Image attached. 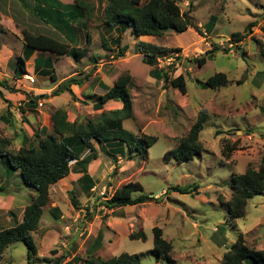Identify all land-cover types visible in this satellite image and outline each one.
Instances as JSON below:
<instances>
[{
  "label": "rangeland",
  "instance_id": "374dc122",
  "mask_svg": "<svg viewBox=\"0 0 264 264\" xmlns=\"http://www.w3.org/2000/svg\"><path fill=\"white\" fill-rule=\"evenodd\" d=\"M80 1L88 5L89 15L79 18L77 22H80L75 24L78 28L74 34L78 33L80 40L74 46L86 47V57L75 61L70 57L53 56L46 67L56 73V83L42 76H35L34 83H29L23 77L20 82L12 78L14 62L22 54L20 45L23 47V44L19 40H22L23 29L14 30L7 19L10 10L16 21L23 22L25 30L33 33L37 23L29 13L35 1L0 0V47L5 46L4 52L9 50L12 55L0 54V80L8 81L15 97L18 92L29 96L32 95L30 90H49L62 79L71 76L83 79L89 74L81 88L72 87L75 99L67 93L56 96L54 89L41 94L45 96L39 99L42 106L37 104V109L46 116L38 113L41 122L32 128V135H24L23 142L21 140L17 146L36 147L41 138L52 134L50 115L57 109L64 110L71 123H84L97 117L101 111L96 110L93 101L105 93L101 84L111 87L116 78L125 73L132 77L133 118L124 121L123 127L134 134L143 133L158 140L147 156L139 155L132 161L116 156L115 163L106 150L94 144L98 157L88 165V172L95 181L89 195L82 193L76 183L79 174L70 173L51 186L49 203L43 208L37 230L32 233L36 256L28 263L26 247L16 242L5 249L0 264H46L45 259L54 263L59 257H64L62 264H67L73 255L80 257V264H83L85 251L98 234L102 241L95 253L97 257L106 260L123 253L141 254L138 264H222L223 255L240 234L249 248L264 250V193L248 200L243 218L232 223L226 216L232 177L242 174L248 167L257 169L264 155V112H260V107H264V61L256 43L259 41L264 46V0H174L181 12L188 13L200 34L188 28L183 33L167 30L160 37L139 39L126 30L119 45L113 42L115 32L109 31L104 24L107 0ZM57 3L51 0L50 7L58 6ZM208 22L214 24L210 33L205 28ZM250 23L255 26L245 35V27ZM87 32L91 38L88 46L85 45ZM233 34L242 35V40L235 42ZM140 41L177 50L172 56L160 58L157 67L172 79L182 75L186 94L152 77L153 68L143 64L142 55L136 51L135 44ZM123 46L127 47L124 56L114 59ZM212 46L219 47V51L207 55L206 62L199 66L194 59L203 56ZM91 57L96 59L95 67ZM217 73L227 76L226 86L216 91L200 87V83ZM253 84H258L259 88H254ZM2 105L0 98V114ZM21 106L17 108L23 110ZM110 109L114 106L103 107L105 111ZM200 112L207 116L200 133V155L182 163L175 160L165 163L163 155L177 147ZM28 119L34 117L30 115ZM18 124H21L19 118ZM0 128V141H6L4 149L18 150L12 143L19 140L18 128L17 131H12L14 125ZM216 131L221 132L217 137ZM221 139L238 145V150L228 160L220 156ZM72 169L75 172L77 168L73 166ZM8 170L6 158L0 157V187L3 188L0 206L4 200L5 203L10 200L14 207L8 214L0 215V230L20 222L24 208L36 197V191L23 183L18 171V176H9ZM128 183L141 184L142 194L157 200L113 210L102 206L116 189ZM173 187L187 193L173 192ZM139 194L134 192L133 196ZM219 196L223 202L218 201ZM71 198L76 201L75 207ZM54 207L58 209L55 218L50 211ZM5 217L9 218L8 222ZM154 227L161 229L163 238L172 246L171 262L158 261L149 252L153 246ZM136 233H143L145 240H130L129 237Z\"/></svg>",
  "mask_w": 264,
  "mask_h": 264
},
{
  "label": "trees",
  "instance_id": "16d2710c",
  "mask_svg": "<svg viewBox=\"0 0 264 264\" xmlns=\"http://www.w3.org/2000/svg\"><path fill=\"white\" fill-rule=\"evenodd\" d=\"M34 1L35 5L31 9V12L35 13L34 15L41 17L43 22H46V17L60 22V19H62L64 26L70 29L72 28L70 24H74L79 18L88 17L87 15H89L86 12L88 5L80 0H74V4L69 8L63 7L59 3H57L58 7H50L51 0ZM22 6L26 7L24 4ZM59 8L63 12L59 11ZM105 18V27L109 31L115 32V39L112 38V40L114 39L113 42L117 45H119L120 37L126 30H130V34L136 38L141 36L160 37L167 30L183 33L188 28H193L194 31L200 34L199 28L190 21L188 13L181 12L174 0H146L145 2H142V0H107ZM254 26V23L248 24L245 27L244 34H248ZM205 28L207 33H210L214 28V24L208 22ZM21 37L23 44L22 56L16 62L13 80L21 79L22 76L26 75L25 60L35 50L49 52L56 56L70 57L75 61H79L87 55L86 47H72L69 43L53 36L21 30ZM231 37L235 42H240L243 38L240 34H233ZM102 40L103 44H106L105 40ZM90 43L91 38L87 32L85 34V45L88 46ZM256 43L259 55L264 61V46L259 41H256ZM135 48L137 53L142 55L143 64L153 68L150 73L153 78L163 81L165 84L177 89L181 94H186L187 88L182 75L172 79L167 72L157 67L160 58L172 56L177 51L176 49H165L145 42H138L135 44ZM126 50V46L119 48L113 58L123 57ZM218 51L219 47L212 46L203 56L194 60L199 66H202L206 62L207 55H213ZM90 60L93 64L96 63L95 57H91ZM43 61L48 65L50 60ZM256 74L259 75V73ZM50 78L53 82L56 81L54 75H51ZM88 78L89 74L85 75L83 79L76 76L69 77L57 86L54 93L56 96L67 93L75 99L71 87L81 86ZM131 82V75L125 73L118 76L110 88L101 84L105 93L93 101L96 110L102 109V106L110 100L120 101L122 107L117 110L103 111L97 117L89 118L84 123H71L67 120V114L64 110H55L50 115L53 133L41 138L36 147L23 146L16 151H7L4 149L6 141H0V157L6 158L9 167L7 174L13 176L18 171L23 183L36 191V197L24 208L21 221L13 227L0 230V261L3 258L5 249L16 242H21L26 247V260L28 263L36 256L37 251L32 233L37 230L43 208L49 203V189L67 177L73 166L79 168L82 173V176L76 181L80 191L85 195H89L94 187V181L87 173V165L98 157L94 144H98L101 150H106V154L113 159L114 163L116 162V156L125 158L127 161H132L139 155L147 156L148 150L157 142V137L143 133L134 134L123 127L124 121L133 118L132 96L130 94ZM228 83L225 74L217 73L208 78L205 83L199 85L202 89L216 91ZM1 89L10 93L13 89L7 81L0 80V98L4 101ZM26 97L29 98L28 102L31 107H37V101L43 99L44 95L34 97L29 95ZM2 119L5 120L4 117ZM206 120V113L200 112L188 134L179 141L176 148L167 151L163 155V161L168 163L170 160H175L177 163H182L192 160L195 156L198 157L202 152L200 133ZM219 134L221 132L216 131L215 137ZM237 150L238 145L236 142L221 139L220 156L223 159H230ZM85 152L87 153L85 154ZM71 162H74V165H70ZM229 188L231 197L227 202L226 216L230 222L234 223V221L245 216L248 200L264 193V155L261 156L257 169L248 167L242 174L232 177ZM193 190L196 191L197 187H193ZM0 191H3L2 187H0ZM172 191L181 194L187 193L179 187H173ZM134 192L140 194L133 196ZM142 193L143 187L141 184L128 183L116 189L109 198L103 201L102 206L108 210H113L157 200V198L150 199ZM218 201L223 202L222 197L219 196ZM70 202L72 206H76V201L72 198ZM50 211L53 218H55L58 213L57 207L51 208ZM88 212V209H86L87 214ZM104 218L106 219L105 216ZM152 235L153 246L149 252L158 261L171 262L172 246L163 238L161 229L154 227ZM129 239L144 241L145 236L143 233H136L132 234ZM101 241L102 236L98 234L90 248L85 251L86 259L83 264L139 263L141 254L123 253L106 260L97 257L95 253L101 248ZM52 254L54 255L56 252L52 251ZM79 258L73 255L67 264H80ZM63 260L64 257H59L54 263H50L47 259L44 262L46 264H62ZM222 264H264V250L249 248L240 234L230 249L223 255Z\"/></svg>",
  "mask_w": 264,
  "mask_h": 264
},
{
  "label": "crops",
  "instance_id": "0c3cea01",
  "mask_svg": "<svg viewBox=\"0 0 264 264\" xmlns=\"http://www.w3.org/2000/svg\"><path fill=\"white\" fill-rule=\"evenodd\" d=\"M63 7L65 6V7H68L69 8V6L72 4H74V0H57ZM71 5V6H72ZM34 7V6H33ZM58 7V6H57ZM59 11H61V12H63L60 8L58 9ZM66 11H68V10H66ZM9 12L12 14V12L9 10ZM8 12V14H9V17L10 18H8L7 19V21H8V23H10V25H11V27L14 29V30H16V29H18V28H21V29H23V30H25V29H27L24 25H23V22H17L16 21V19L10 14ZM65 12V11H64ZM30 15H32V16H34L35 18H36V21H35V23H37L36 24V26H37V30H34L33 31V33H37V34H44V35H49V36H53V37H56V38H58V39H60V40H62V41H64V42H67V43H69L70 44V46H72V47H75L74 45H78V42H79V40H80V36H79V34L77 33V35L76 34H74V31L76 30V28H78V27H76L75 26V24L77 25L78 23L76 22V23H74V24H71V29L70 28H67L66 26H63V23H61L60 21H56V20H50V17L48 18V17H46V22H43L42 20H41V17H37L36 15H34V13H32V12H30L29 13ZM0 18H1V14H0ZM23 20V19H22ZM61 20V19H60ZM78 22H80V21H78ZM143 37H152V36H141V37H137V38H139V39H142ZM20 41V43L22 44V40H19ZM140 42H144V41H140ZM145 43H147V42H145ZM151 44V43H150ZM152 45H154V44H152ZM4 46V45H3ZM21 46V49H22V45H20ZM156 46V45H155ZM76 47H78V46H76ZM4 48H5V46L4 47H2V45H1V47H0V54H2V55H5L6 54V56L8 55V54H10L11 55V51H9L8 50V53H5L4 52ZM7 51V50H6ZM104 51H105V49H104ZM139 54V53H138ZM12 56V55H11ZM10 56V57H11ZM22 56V54L19 56V57H21ZM53 56H55V57H57V58H60V57H65V56H56V55H53V54H51V53H49V52H43V51H38V50H35L32 54H31V56L27 59V60H25V70H26V73H27V75H29V76H31L32 78H33V80L35 81V76H38V77H51V75H54V73L55 72H51V71H49V70H47L48 68L46 67L47 66V63L45 62V61H43V60H50V59H52V57ZM9 57V58H10ZM86 57V56H85ZM84 57V58H85ZM9 58L7 59V61H5V67L7 68V63H8V61H9ZM47 58H49V59H47ZM5 58H3L2 60H4ZM42 59V60H41ZM83 59V58H82ZM81 59V60H82ZM17 60L18 59H16V62H17ZM38 60H40L39 62H37ZM64 60V59H63ZM56 61H58V59H56ZM91 61V60H90ZM16 62H14V65H13V67L16 65ZM68 62V61H67ZM95 65L96 64H93V67H95ZM30 66L32 67V68H30ZM147 66V65H146ZM13 67H12V69H13ZM49 67H51V66H49ZM149 67V66H148ZM45 71H49V73L47 74V72H45ZM46 73V74H45ZM44 74V75H43ZM56 74V73H55ZM23 77V76H22ZM54 77H55V79H56V81H57V76H55L54 75ZM72 77V76H71ZM12 78H13V73H12ZM69 78V77H68ZM67 79V78H66ZM66 79H62V82L64 81V80H66ZM23 79H18V80H16V82H20V81H22ZM50 80H51V78H50ZM3 81V80H2ZM6 81V80H5ZM52 81V80H51ZM56 81L54 82V83H56ZM8 82V81H7ZM60 82V81H59ZM62 82H60V83H62ZM34 83V82H33ZM60 83H58V84H54V86L51 88V89H49V90H40V89H35V90H33V91H31L30 90V92L29 93H31L32 95H34V96H38V95H41V94H46L47 92H49V91H52L53 89L55 90L56 88H57V86L60 84ZM85 83V82H84ZM83 83V84H84ZM83 84L81 85V86H75L76 88L77 87H79V88H81L82 86H83ZM113 85V84H112ZM253 86H254V88H256V89H258L259 88V86H258V84L256 85V84H253ZM72 87H74V86H72ZM72 87H71V90H72V93H73V91H74V89H72ZM106 87H108V86H106ZM112 87V86H111ZM108 88H110V87H108ZM1 91H2V93H3V99H4V101H3V105H2V107H3V109H2V112H1V114H0V127H5V126H7V127H12L13 125H14V130H12V131H17V128H18V130L20 131V135H19V140L18 141H13L12 143L13 144H15L16 146L19 144V142H21V140H22V142H23V137H24V135H26L27 137H29V136H31L32 135V128H36L37 127V123H39V122H41V118L39 119V117H38V113L39 114H43L42 113V111H40L39 109H37V107H31L30 105H29V98H27L26 96H25V94L23 93V94H21V93H19L18 92V96L17 97H15L14 96V92L13 93H10V92H8V91H5V90H3V89H1ZM46 92V93H45ZM254 94V93H253ZM104 95V94H103ZM102 95V96H103ZM45 96V95H44ZM253 97V96H252ZM254 98V97H253ZM6 101V102H5ZM38 102H39V100L37 101V104H38ZM22 105V106H21ZM93 105V104H92ZM114 106V109H110V110H108V111H111V110H117V109H120L121 107H122V104H121V102L120 101H112V100H110V101H107V103H105L103 106H102V109H100L99 111H101V112H103V111H105V110H103V107H107V106ZM132 105H133V101H132ZM18 106H21V107H23V110L21 109H18L17 107ZM133 108V107H132ZM20 110V111H19ZM25 110V111H24ZM31 111H33V112H31ZM261 111H263L264 112V107L262 108V107H260V112ZM100 112V113H101ZM67 114V113H66ZM30 115H32L33 117H34V119L33 120H30V119H28V118H30ZM44 116H46L45 114H43ZM23 116H25V119H23L22 117ZM2 117H4V119L5 120H3L2 119ZM18 118L20 119V122H21V124L19 125L18 124ZM67 120H68V118H67ZM44 121V119H42V122ZM2 123V124H1ZM43 126L41 125L40 126V130H42L43 131ZM0 131H2L1 130V128H0ZM34 134V133H33ZM15 142V143H14ZM20 147H23L21 144L19 145V146H17V149H19ZM86 153V152H85ZM118 157H120V156H118ZM120 158H122V157H120ZM90 164V163H89ZM88 164V165H89ZM88 165H87V173H88V175L93 179V177L89 174V172H88ZM77 168V167H76ZM73 170V169H72ZM71 170V172L70 173H74V174H79L80 175V177L82 176V173L79 171V168H77V169H75V172H73ZM69 173V174H70ZM14 176H18V174H17V172L14 174ZM79 177V178H80ZM78 178V179H79ZM77 179V180H78ZM76 180V181H77ZM94 181V180H93ZM94 184H95V181H94ZM14 208V207H13ZM12 206H11V202H10V200H8L7 201V203H5V200L3 201V203H2V205L0 206V215L1 214H8L12 209ZM4 220H6L7 222L9 221V218L8 217H5L4 218ZM4 220H2V222H4ZM19 222V221H18Z\"/></svg>",
  "mask_w": 264,
  "mask_h": 264
},
{
  "label": "built area",
  "instance_id": "2783aa9c",
  "mask_svg": "<svg viewBox=\"0 0 264 264\" xmlns=\"http://www.w3.org/2000/svg\"><path fill=\"white\" fill-rule=\"evenodd\" d=\"M23 78H24L25 81H27L29 83H33L34 82L33 78L31 76H29V75H24ZM38 106L41 107L42 103L38 102ZM73 163L74 162H71L70 165H73Z\"/></svg>",
  "mask_w": 264,
  "mask_h": 264
}]
</instances>
